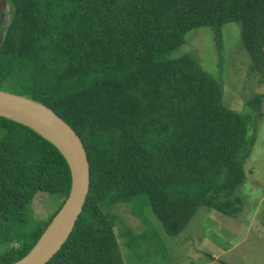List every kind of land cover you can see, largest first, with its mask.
I'll return each mask as SVG.
<instances>
[{"label":"trees","instance_id":"trees-1","mask_svg":"<svg viewBox=\"0 0 264 264\" xmlns=\"http://www.w3.org/2000/svg\"><path fill=\"white\" fill-rule=\"evenodd\" d=\"M5 1L0 89L12 87L64 119L89 165L83 211L47 264H125L120 236L135 248L146 232L117 234L109 210L119 205H150L174 237L201 207L239 210L234 193L247 179L264 93L237 113L224 105L221 82L192 56L172 54L202 27L220 49L223 26L239 22L250 78L264 85V0ZM70 185L52 143L0 117V264L29 253ZM41 193L57 197L53 215L26 234L7 225L25 223Z\"/></svg>","mask_w":264,"mask_h":264},{"label":"rangeland","instance_id":"rangeland-1","mask_svg":"<svg viewBox=\"0 0 264 264\" xmlns=\"http://www.w3.org/2000/svg\"><path fill=\"white\" fill-rule=\"evenodd\" d=\"M5 10L6 2L0 16L1 35ZM172 55L192 56L204 72L221 82L224 105L237 113L248 112L249 99L264 93V85L250 78L251 56L243 44L239 22L223 26L220 49L210 27H202L189 31L185 44ZM4 89L17 93L12 87ZM262 112L248 160L250 166L248 161L245 166V171L252 173L236 190L241 197L242 210L226 214L215 208L201 207L186 230L174 237L168 234L152 207H144L143 201L116 206L109 212L114 216L117 234L127 229L146 232L144 241L135 248L126 244V236H120L125 264H264V106ZM222 200L220 198L219 202ZM58 208L56 196L41 193L27 208L25 223L7 225H13L18 232L30 233ZM211 254L219 255L212 263Z\"/></svg>","mask_w":264,"mask_h":264},{"label":"water","instance_id":"water-1","mask_svg":"<svg viewBox=\"0 0 264 264\" xmlns=\"http://www.w3.org/2000/svg\"><path fill=\"white\" fill-rule=\"evenodd\" d=\"M5 2L3 0L0 4V16ZM0 117L35 131L52 143L68 163L71 185L64 206L29 253L13 263L47 264L70 236L85 206L90 185L86 151L80 138L64 119L48 106L28 97L0 89Z\"/></svg>","mask_w":264,"mask_h":264},{"label":"crops","instance_id":"crops-1","mask_svg":"<svg viewBox=\"0 0 264 264\" xmlns=\"http://www.w3.org/2000/svg\"><path fill=\"white\" fill-rule=\"evenodd\" d=\"M249 163H250V161H248V163H247L248 166H250ZM250 173H252V172H251V171L246 172V176H247L246 182H247V180H249V174H250ZM246 182H245V183H246ZM235 197H237V198H239V200H241V197L238 196L237 192H236V194H235ZM240 205H241V206L239 207V210H238V211H241V210H242V206H243V204H240ZM215 210H216V209H215ZM238 211H237V212H238ZM48 217H50V216H48ZM48 217H47V218H48ZM47 218H46V219H47ZM46 219H45V220H46ZM218 257H219V255L211 254V255L209 256V260H210V262L212 263V262H214V260H217Z\"/></svg>","mask_w":264,"mask_h":264}]
</instances>
